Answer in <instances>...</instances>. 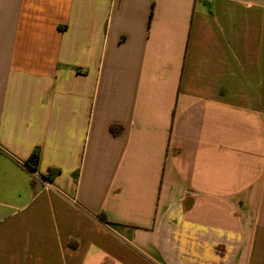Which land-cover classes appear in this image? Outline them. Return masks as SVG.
<instances>
[{"label": "crops", "instance_id": "obj_1", "mask_svg": "<svg viewBox=\"0 0 264 264\" xmlns=\"http://www.w3.org/2000/svg\"><path fill=\"white\" fill-rule=\"evenodd\" d=\"M0 264H264V0H0Z\"/></svg>", "mask_w": 264, "mask_h": 264}, {"label": "trees", "instance_id": "obj_2", "mask_svg": "<svg viewBox=\"0 0 264 264\" xmlns=\"http://www.w3.org/2000/svg\"><path fill=\"white\" fill-rule=\"evenodd\" d=\"M40 162V149L36 148L33 153L31 154V156L24 162L25 166L28 167L31 171L33 172H37L38 170V165ZM60 172L58 170H51L48 175L43 176L44 179L48 180V181H52L53 178L55 176H57ZM99 218L105 222V223H109L113 226H119V224L116 223H111L108 221V219L106 218L105 215L100 214Z\"/></svg>", "mask_w": 264, "mask_h": 264}, {"label": "built area", "instance_id": "obj_3", "mask_svg": "<svg viewBox=\"0 0 264 264\" xmlns=\"http://www.w3.org/2000/svg\"><path fill=\"white\" fill-rule=\"evenodd\" d=\"M33 176L36 177V178H38V179H41V177L39 175H37L36 172H33Z\"/></svg>", "mask_w": 264, "mask_h": 264}]
</instances>
